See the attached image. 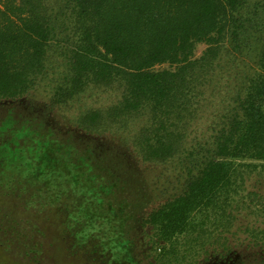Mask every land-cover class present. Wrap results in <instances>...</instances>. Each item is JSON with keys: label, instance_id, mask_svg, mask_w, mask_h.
<instances>
[{"label": "trees", "instance_id": "16d2710c", "mask_svg": "<svg viewBox=\"0 0 264 264\" xmlns=\"http://www.w3.org/2000/svg\"><path fill=\"white\" fill-rule=\"evenodd\" d=\"M54 49L66 61L54 103L88 89L116 98L80 113L81 131L116 135L137 125L130 145L142 163L189 162L180 195L141 220L161 245L148 264H199L212 248L218 264H229L231 251L237 264L248 253L263 264L264 0H0V99L31 96ZM201 111L211 133L192 137ZM30 134L17 149L2 143L0 187L21 178L42 182L33 194L40 202L68 191L84 197L76 242L93 236L112 247L127 219L101 202L106 185L84 173L90 154L58 135Z\"/></svg>", "mask_w": 264, "mask_h": 264}, {"label": "rangeland", "instance_id": "374dc122", "mask_svg": "<svg viewBox=\"0 0 264 264\" xmlns=\"http://www.w3.org/2000/svg\"><path fill=\"white\" fill-rule=\"evenodd\" d=\"M205 48V45L197 47V57ZM53 55L51 72L31 96L19 100L0 99V166L6 158L2 143L11 141L9 144L13 145L17 141L18 146L25 145L30 133L38 135L42 131L48 138L60 136L65 142H76L75 148L90 154L92 161L89 166L84 163L88 166L84 173H93L106 185V190L111 191L101 202L110 208L116 207L127 220L119 226L120 236H114L112 247L93 236L84 244H78L76 234L82 222L78 212L84 197L68 191L55 203L40 202L33 194L42 182L36 183L35 188L17 178L14 188L0 187V264H148L150 256L158 254L161 245L153 229L141 227V220L149 211L180 195L189 162L177 159L167 164L142 163L130 145V136L137 125L116 135L93 136L81 131L76 117L86 110L112 104L116 101L114 92L88 89L67 104L54 103L53 87L55 80L59 81L62 76L66 61L56 49ZM201 116L194 121L192 137L211 133L207 130L209 113L201 111ZM15 144L13 147L17 149ZM250 185L247 182L249 190ZM112 187L117 191L114 195H111ZM262 191L264 194V189ZM243 194L246 196L247 192ZM220 251L218 248V253ZM216 252L212 248L207 259L203 255L196 258L199 264H218L221 257L215 255ZM232 253L223 259L237 264ZM251 256L248 253L240 264H254Z\"/></svg>", "mask_w": 264, "mask_h": 264}]
</instances>
